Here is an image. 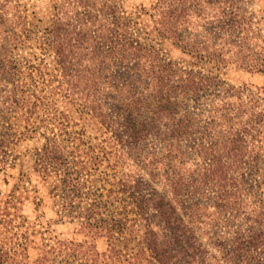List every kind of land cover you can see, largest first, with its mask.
Here are the masks:
<instances>
[{
	"label": "rangeland",
	"instance_id": "1",
	"mask_svg": "<svg viewBox=\"0 0 264 264\" xmlns=\"http://www.w3.org/2000/svg\"><path fill=\"white\" fill-rule=\"evenodd\" d=\"M65 1L0 0V159L4 160L0 161V264H161L143 243L145 222L127 188H142L137 195L152 196V153L146 157L145 153L126 152L95 116L91 103L101 96V87H107L95 76H105L107 71L102 70V63L96 64L91 53H82L81 63L65 79L54 41L56 7ZM74 1L80 5L79 0ZM155 1L119 0L126 11L140 15V39L156 45L167 60L218 75L221 86L233 87L225 96L221 89L213 93L210 88L202 92L203 97L185 101V111L194 117L195 132L184 143L189 157H178L176 168L180 165L185 176L196 177L203 159L190 152V145L204 132L203 139L216 138L219 133L233 139L238 154L234 185L241 205L235 209L232 227L243 234L249 225L262 228L264 71L202 60L184 52L174 39L156 30L145 13ZM245 7L256 15L264 37V0H247ZM61 8L70 20L82 9L69 4ZM220 10V3L208 5V27L217 24ZM92 43L90 39L86 44ZM255 43V51L264 58L260 47L264 42L259 37ZM222 107L224 113H233L220 115L217 109ZM49 138L60 143L54 151L66 160L60 158L67 171L82 177L79 193L71 191L62 181L64 174L51 170L50 164L48 173L38 164ZM154 142H148L147 152L160 149ZM121 177L128 186L119 183ZM159 178L156 187L161 191L166 181ZM149 211L146 208V216ZM225 216H217L220 222L214 215L208 216L203 232L222 224L221 233L232 234L222 222ZM87 221L93 228L83 224ZM203 236L207 242L208 235Z\"/></svg>",
	"mask_w": 264,
	"mask_h": 264
},
{
	"label": "trees",
	"instance_id": "2",
	"mask_svg": "<svg viewBox=\"0 0 264 264\" xmlns=\"http://www.w3.org/2000/svg\"><path fill=\"white\" fill-rule=\"evenodd\" d=\"M246 1L156 0L145 13L162 36L174 39L195 58L264 71V58L255 51V39L260 37L264 42V37L257 27L256 15L245 7ZM215 2L220 3V16L214 27H208L207 7ZM64 4L82 9L73 15V20L65 19L61 8ZM79 4L67 0L56 7L54 41L59 62L67 80L84 52L91 53L96 64L105 65L102 70L107 71L106 75L95 77L107 87L102 86L101 96L93 99L92 111L123 150L145 153L146 157L152 153V196L137 195L142 188L136 187L137 191L127 187L145 222L142 239L146 248L161 264H264V227L249 225L244 234L232 227L235 209L241 205L234 185L238 157L234 140L225 139L221 133L216 138L203 139L207 136L204 132L199 141H191L190 145V152L203 159L196 177L185 176L180 165L179 170L176 168L178 157H189L184 143L195 132L194 117L185 111V101L203 97L202 92L210 88L213 93L221 89L225 96L233 87L221 86L218 75L186 69L167 60L156 45L140 39V15L126 11L119 0H79ZM99 19L104 22L99 23ZM90 39L93 43L86 44ZM260 47L264 51V43ZM82 103L86 105V101ZM217 110L224 117L233 113H224V107ZM150 140L160 145L158 151L147 152ZM55 146L60 143L49 138L39 153L38 164L46 167V173L50 164L51 170L64 174L62 181L77 194L84 181L79 174L73 176L67 171L62 163L66 160L55 154ZM159 177L166 181L161 191L156 187ZM122 179L119 183L128 186ZM146 208L151 212L147 216ZM221 214L225 218L230 214L222 222L233 233H221L224 226L217 223V229L203 232L208 216L217 218ZM217 219L220 222L221 217ZM83 224L94 226L91 221ZM203 233L208 235L207 242Z\"/></svg>",
	"mask_w": 264,
	"mask_h": 264
}]
</instances>
